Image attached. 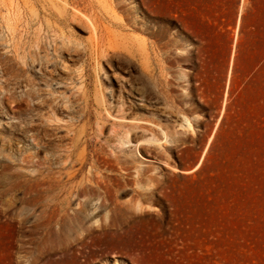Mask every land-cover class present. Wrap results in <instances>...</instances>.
Instances as JSON below:
<instances>
[{
  "label": "rangeland",
  "instance_id": "rangeland-1",
  "mask_svg": "<svg viewBox=\"0 0 264 264\" xmlns=\"http://www.w3.org/2000/svg\"><path fill=\"white\" fill-rule=\"evenodd\" d=\"M52 2L0 0L8 182L31 183L21 152L35 149L33 132L57 119L93 135L95 112L129 103L110 98L113 76L126 85L144 77L150 97L125 112L133 125L117 136L105 123L99 175L114 188L80 196L84 219L69 238L78 260L36 264H264V0ZM82 13L98 25L95 39ZM24 195L11 191V210L38 215Z\"/></svg>",
  "mask_w": 264,
  "mask_h": 264
},
{
  "label": "bare ground",
  "instance_id": "bare-ground-1",
  "mask_svg": "<svg viewBox=\"0 0 264 264\" xmlns=\"http://www.w3.org/2000/svg\"><path fill=\"white\" fill-rule=\"evenodd\" d=\"M46 1L47 5H54L52 0ZM75 1L71 0V2ZM160 1L153 0L152 3L157 6ZM59 8L62 7L58 6L57 9ZM76 8L74 7L76 11L73 15L80 18L77 13L80 11ZM48 9L50 10L49 7ZM50 13H52V10H50ZM82 15L88 21L87 29L93 39L94 35L97 34L98 25L90 16L84 13ZM98 41L93 40V47L99 53V49L103 46H100ZM113 77L115 79V89L111 90V93L109 92L110 98L116 99L118 95H123L129 103L127 105L122 103V106L120 105L118 108L103 107L104 112H95L96 128L93 130V135L90 133L85 134L84 131L77 133L70 127L67 120L63 121V124H59L57 119H54L53 125L44 128L41 135L34 132L31 134L35 149L29 152L22 150L21 152V160L25 164L30 163L34 167L31 183H28L30 179L25 178L18 182H8L3 172L7 166L0 164V264H21L24 260L29 264H36L41 261L56 263L65 259L72 262L78 260L75 245L70 242L69 238L75 227H81L80 224L84 219L85 204L80 202L79 198L84 194L97 191L101 187L110 193L114 188L112 184L108 187L107 182L99 175L100 159L102 157L100 149L103 148V142H105V123H108L113 135L117 136L118 128H127L133 125V123L124 121L127 119V116L124 115L125 112L131 108H145V104L147 106L146 102H149L147 101L149 96H147V82L144 77L140 78V81L135 84L127 83V85L122 79ZM62 103L64 102L62 101ZM150 103L153 104V107H157L160 103V96H153ZM55 113L56 109L50 111L49 118L51 120L55 118ZM37 128L32 130L35 131ZM58 130H62L61 133ZM93 137L96 139V147L93 151H90L87 149L88 142ZM124 140L125 142H137V139L127 132L124 134ZM42 152H44V156L41 157L39 154ZM87 164L90 167L87 171H84ZM23 175L25 176V174ZM18 186L23 187L25 193L23 197L21 196L22 198L20 197V200L33 207L34 205L40 206L38 215L34 216L31 214L33 211H29L26 215L21 216L16 210H11L12 203L7 196ZM119 187L121 188V186ZM72 198L79 201L77 203L79 206L71 213L67 211V207L68 204L70 205ZM115 207L116 205H114L112 211L115 210ZM30 210H33L32 207H30ZM26 244L28 246H25ZM22 251L24 254L20 255L19 253Z\"/></svg>",
  "mask_w": 264,
  "mask_h": 264
}]
</instances>
